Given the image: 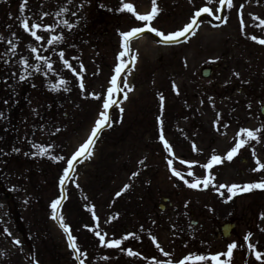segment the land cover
I'll return each mask as SVG.
<instances>
[{
	"label": "rangeland",
	"instance_id": "rangeland-1",
	"mask_svg": "<svg viewBox=\"0 0 264 264\" xmlns=\"http://www.w3.org/2000/svg\"><path fill=\"white\" fill-rule=\"evenodd\" d=\"M21 3L0 0V264H80L58 219L52 218L51 202L61 198L62 187L57 212L86 253L80 256L83 264H177L189 254L224 253L232 242L238 247L229 264H264L248 248L250 242L264 253V189L238 192L231 199L226 188L217 191L221 184L264 182V169L253 170L257 159L264 163V44L251 39H264V0H232L231 7L221 8L219 0H157L159 12L151 26L165 34L182 29L201 7L213 14L204 13L194 34L176 43L160 42L146 29L131 39L124 57H119L124 50L119 33L146 22L121 11L122 3L146 14L152 0H27L23 13ZM22 17L30 25L56 27L36 30L44 37L37 41L21 26ZM60 35L63 40L47 43ZM9 41L16 44L15 54ZM60 51L75 73L64 65ZM37 56L47 57L52 68ZM21 57L27 58V69ZM121 62L117 83L122 90L113 93L118 103L107 110L111 126L102 128L91 154L74 162L61 186L67 160L104 111ZM37 64L39 71L33 67ZM207 66L212 71L203 77L201 69ZM25 71L29 75L21 80ZM61 79L67 84L59 85ZM54 84L59 86L54 89ZM241 128L260 131L248 139ZM241 137L247 143L232 160L225 158L211 169L201 166L213 154L225 157ZM34 145H43L48 154L40 155ZM57 156L64 159L52 158ZM182 161L195 163L190 169ZM172 168L189 181L209 174L215 179L207 188H191ZM189 170L194 176H188ZM226 220H234L236 227L223 239L219 226ZM97 230L105 240L135 236L120 247H107ZM129 248L140 255H129Z\"/></svg>",
	"mask_w": 264,
	"mask_h": 264
},
{
	"label": "snow or ice",
	"instance_id": "snow-or-ice-1",
	"mask_svg": "<svg viewBox=\"0 0 264 264\" xmlns=\"http://www.w3.org/2000/svg\"><path fill=\"white\" fill-rule=\"evenodd\" d=\"M208 2L211 3L212 0H208ZM219 4L221 5V7H223L225 4H227L228 7H231L232 6V0H219ZM26 5H27V0H22V3L20 4L21 13H23L25 11ZM125 9L128 12L133 13L136 16V19L138 21H142V22H146V23H144L143 27H132L131 30H129V31H121L119 33V35L122 37V48L124 49L123 51H121L119 53V57L125 56V53L130 50L129 44H130L131 39L136 37L137 35L143 33L145 29H149L151 32L155 33L158 37H160L161 38L160 42L170 43V42L176 41L178 38H180L182 36H185L186 34H189V33L194 34L193 29H194V27H198V19L197 18L200 17L201 13H208L210 15L213 14L211 8L201 7L195 12V15H193L191 17L190 22L187 23L186 25H184V27L182 29L172 31V32L165 34L163 31L158 30L156 27L151 26V22L154 20V18L157 16V14L159 12V9L157 7V0H152L151 11H149L146 14H140L139 12H137L132 3H122V8L120 10L123 11ZM220 10L221 9L218 8L216 11L219 12ZM45 15H47V13H45ZM56 15H60V12H57ZM216 18L220 19L222 22L227 21V17L221 18L219 15H217ZM61 23H63L68 28L73 27V25H71L69 23V21H67V20H63V21H61ZM260 23H261V25H264V20H261ZM21 26L23 27V29L26 32H29L30 35L32 37H34L35 40H37V41L44 39V37H42L41 35H38V32L36 30L43 28L45 31L51 32L56 27V25H54V24L53 25H42L41 23H31V25H30L28 17H22L21 18ZM13 35L15 36V33H13ZM0 39H3V37H0ZM63 39H64L63 35L52 36L50 39L47 40V43L49 45H52L54 42H58V41L63 40ZM251 39L257 40L260 44H264V39H259L255 35L251 36ZM9 43L12 44V47L9 49V51L12 52L13 54H15L16 44L12 43V41H9ZM29 47L31 48V51L33 53L37 52V49L35 47H33L31 45H29ZM59 56H60L61 60L63 61L64 65L66 67L70 68L75 73L76 72L75 68L72 67L69 60L64 58L65 53L63 51H60ZM37 59L43 60L45 63H47V67L49 69L52 68V64L48 63L47 57L37 56ZM132 59L135 60V56H133ZM21 63L25 66V69H27V67L29 66L28 60L25 57H21ZM33 67H35V69L37 71L40 70L39 64L33 65ZM81 67H83V65H81ZM122 69H123V62L116 65V67H115V73L116 74L111 77L110 87H108V89H107L108 98L104 99V102H103L104 111L99 112L98 119L95 121V124L92 127L91 133L88 136L87 140L84 143H82L79 146L78 150L71 156V158L67 160V167L64 169V175H62L60 177L61 186L64 185L65 179L69 175L70 170L74 169V162H76L78 160V158L81 157V155H90L91 154V147L94 144L95 138L98 136V134L102 130V128L105 126H109V127L111 126V117H110L107 110L110 108V106L113 103H118V101H113L112 95L114 92L122 90L119 88L118 83H117V78H118L119 74L121 73ZM28 75H29V73H27V71H25L23 74L20 75V79L25 80ZM65 84H67L66 80L61 79L59 81V85H65ZM59 85L54 84V85H52V87L55 89ZM80 86H81V88L84 87L82 82H81ZM124 87L125 88L129 87L127 85L126 80L124 81ZM174 87H175V85H174ZM65 90H67V89H65ZM129 90H131V89L129 88ZM92 95L95 96L96 94L93 93ZM126 96H127V93H125V98H126ZM97 98H99V97L97 96ZM161 99H163V97H161ZM120 111L123 112V109L121 108ZM259 131H260L259 129H256V130H252V129H248V128H241L240 129V133L246 134V137L248 139H256L257 133ZM160 139L164 141L165 148L169 152H172L171 145L168 143V141L164 140L163 134H161ZM246 143H247V139L244 137H241V139H239L235 143V146L232 147L226 153L225 157L213 154L210 157V159L208 160V162L201 165V166L204 169H211L214 165L222 163L225 158L229 161L232 160L234 155L237 154L238 150L242 146H244ZM34 147H37L40 149V155H47L48 154L47 148H45L43 145H34ZM14 150L18 151V149H14ZM253 155L255 156V151H253ZM52 158L55 160L64 159L63 157H59V156L52 157ZM182 163L189 164V168L191 169V163H195V162L182 161ZM256 163H257L258 167L256 169H253L254 171H259L260 169H264V163H261L258 159H257ZM168 164H169V167L171 168L172 167V161L169 160ZM172 172L175 176L179 177L181 180L184 181L185 184H187L191 188H198L201 185L204 188H207L210 184L213 183V181L215 179V177H213L209 174V175H205L203 178L195 177L194 180L189 181V180L185 179V175L182 172L177 171L175 168H172ZM133 175H136V174L134 173ZM188 176H194V173L191 170H189ZM127 187H128V185H125V189ZM220 188H226L227 191L229 193H231V195L228 197V199H231L232 196H235L238 192L249 191V190L254 189V188L264 189V182L247 183L244 185H239V184L223 185V184H221L218 186L217 191H219ZM117 195H120V193H117ZM62 198H63V187H62V192H61V198L54 199L51 202V208L53 210L52 218L58 219L60 226L62 227V229L64 230V232L67 235L68 246L74 250V253L76 254L75 258L80 261V264H83V260H80V256L86 255V253H81V249L76 242L77 238L72 235L71 230H70V226L64 222L63 216L58 215V212H57L58 206L61 204ZM92 210L94 213V206H93ZM94 219L98 220V217H95V215H94ZM86 227H87V225H86ZM95 235L97 237H99V242L101 243V245H104L107 247H120L123 240L127 239L129 236H135L134 233H128L126 236H124L120 239L105 240L106 234L102 235L101 232L98 230L95 231ZM250 236H251V233H248L244 237V240L249 241ZM152 240L154 243H156L157 248H160L159 243L156 242L155 236L152 237ZM16 243L19 244L20 241L17 240ZM237 247H238L237 242L229 243L227 245V251L226 252L216 253L214 255H211L210 257L205 256V255L189 254L187 256H184L181 260H179L177 262V264H186V262H192V264H206V262L209 260L212 262V264H229V261L233 255V250L236 249ZM248 248L254 252L255 258L257 260H262V258H264V253H261L259 250H256V245L249 242ZM160 250L163 251L162 248ZM126 251L131 256L140 255L138 252H135L130 248L126 249ZM165 255H168V253H165ZM222 257H227V259H222ZM105 259H107V257H105ZM167 264H172V261L171 260L167 261Z\"/></svg>",
	"mask_w": 264,
	"mask_h": 264
},
{
	"label": "water",
	"instance_id": "water-1",
	"mask_svg": "<svg viewBox=\"0 0 264 264\" xmlns=\"http://www.w3.org/2000/svg\"><path fill=\"white\" fill-rule=\"evenodd\" d=\"M201 16L202 15H200V17ZM200 17H198L197 19H199ZM203 75H207V71H203ZM262 112L264 113V107H262ZM233 226H234L233 223H228L222 226L221 230L224 237L229 236V231Z\"/></svg>",
	"mask_w": 264,
	"mask_h": 264
}]
</instances>
